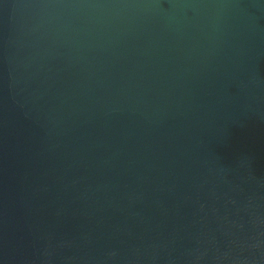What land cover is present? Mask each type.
<instances>
[{
    "label": "water",
    "instance_id": "obj_1",
    "mask_svg": "<svg viewBox=\"0 0 264 264\" xmlns=\"http://www.w3.org/2000/svg\"><path fill=\"white\" fill-rule=\"evenodd\" d=\"M0 264H264V0H0Z\"/></svg>",
    "mask_w": 264,
    "mask_h": 264
}]
</instances>
